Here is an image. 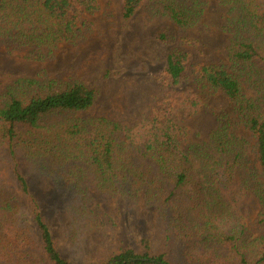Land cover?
<instances>
[{
	"label": "trees",
	"instance_id": "obj_1",
	"mask_svg": "<svg viewBox=\"0 0 264 264\" xmlns=\"http://www.w3.org/2000/svg\"><path fill=\"white\" fill-rule=\"evenodd\" d=\"M145 0H121L122 19L129 21ZM234 16L226 52L229 68L192 64L183 48L170 47L161 83L167 88L160 108L137 124L124 126L103 117L87 116L97 92L77 80L49 79L43 73L19 78L0 94V262L71 264L57 251L48 225L18 165L28 166L50 179L68 201V239L72 246L104 221L90 210L87 181L108 198L120 197L154 206L173 240L181 264H264V234L246 233L227 195L238 182L240 193L253 195L261 206L264 224V0H216ZM205 0H150L152 18L167 19L187 32L202 18ZM98 10L97 0H0V42L29 48L38 60L50 57L59 45L78 36L84 14ZM167 28L158 35L165 46L174 43ZM189 68L196 86L223 93L234 105L236 118L221 117L208 135V143L189 146L200 163L196 170L181 148L185 131L171 112L197 113L200 97L186 89L176 91ZM244 89L254 93L247 97ZM244 127L253 137L259 168L250 165L249 143L235 134ZM6 167L18 182L38 235L25 217V205L4 183ZM136 254L126 248L100 264H179L166 252ZM202 248V255L198 249Z\"/></svg>",
	"mask_w": 264,
	"mask_h": 264
},
{
	"label": "rangeland",
	"instance_id": "obj_2",
	"mask_svg": "<svg viewBox=\"0 0 264 264\" xmlns=\"http://www.w3.org/2000/svg\"><path fill=\"white\" fill-rule=\"evenodd\" d=\"M149 1L145 0L134 16L124 22L121 0H97L98 10L92 15L84 14L79 22L78 37L69 44L59 45L50 57L42 60H38L29 48H14L0 42V94L14 80L34 78L41 73L49 79L77 80L97 92L87 116L103 117L129 127L163 107L167 88L161 78L170 47L178 46L187 51L190 66L203 64L229 68L226 46L232 37L228 26L234 16L230 7L221 6L216 0H205L201 20L182 33L169 20L149 16L146 11ZM167 28L173 30L175 36L171 46L158 40V35ZM193 80L189 68L186 79L176 91L192 90L202 100V107L197 113L188 115L181 111L171 112V117L175 125L184 129L181 148L199 171L200 163L190 154L189 146L208 143V135L218 126L221 117L232 120L236 115L233 114L234 105L223 93L196 86ZM244 92L249 98L255 96L248 89ZM237 128L235 134L249 143L247 160L259 168L253 137L244 127ZM18 165L28 185V195L37 202L57 251L71 264H100L126 248L142 254L146 251L144 241L151 254L166 252L169 259L181 264L180 251L174 247L172 239H167L166 226L159 220L154 206L144 205L141 196L136 201L108 198L89 181L85 183L91 199L88 207L99 212L104 228L102 232L82 237L72 246L68 239V201L53 187L50 179L33 171L23 158H18ZM1 173L4 183L23 201L27 223L38 235L18 182L6 167ZM227 198L235 207L239 224L246 233L252 237L263 235L258 200L251 194L240 193L238 182ZM202 253L199 248L198 254ZM37 257L42 264H52L43 255Z\"/></svg>",
	"mask_w": 264,
	"mask_h": 264
}]
</instances>
